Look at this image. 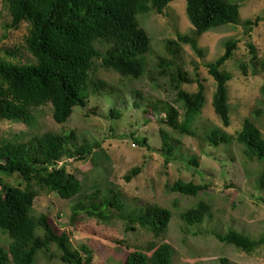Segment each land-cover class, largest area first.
I'll return each mask as SVG.
<instances>
[{
  "label": "rangeland",
  "instance_id": "obj_1",
  "mask_svg": "<svg viewBox=\"0 0 264 264\" xmlns=\"http://www.w3.org/2000/svg\"><path fill=\"white\" fill-rule=\"evenodd\" d=\"M186 8L185 0H176L164 15L152 13L139 17L152 40V52L145 57L146 69L140 79L125 78L105 69L102 61L97 62L95 77L107 82L115 95L91 98L87 108H76L64 125L54 121L50 106L35 113L33 126L0 121V143L24 141L33 134L46 132H75L81 141L101 143L102 148L96 151L95 157L66 163L68 171L75 174L84 187L116 190L132 209L158 205L172 212L168 231L157 238L138 225L136 231L127 230L128 226L121 221L103 224L82 217L73 222L70 201L62 200L57 194L40 192L35 201V213L48 215L67 232L74 248L89 246L95 253L93 264H124L128 254L135 251H143L151 257L147 248L153 243L172 246L173 264H264V246L254 254H247L216 238L230 230L252 240L264 236V189L259 183L264 163L249 158L245 147L237 140L247 120L254 122L264 137V0L241 4L238 27H222L202 36H196ZM257 19L259 24L249 32L243 23ZM9 23L10 16L0 0V61L22 64L33 61L26 51L29 25L12 31L7 29ZM179 36L196 40L202 54L180 41ZM229 41H237L238 47L222 69L231 77L227 85L231 126L226 128L213 106L217 83L208 65L224 55ZM249 44L256 48L258 60L255 63ZM180 72L191 81L180 85L185 92L197 93L199 84L205 87L202 112L190 124L192 136L163 123L164 113L158 115L149 110L154 105L159 109L173 107L180 114V122L184 121L185 109L178 100L177 89ZM113 108L121 111V117L111 116ZM161 130L168 133L176 148L171 163H166L161 153ZM214 130L227 140L219 147L208 141V135ZM134 138H147L149 146H140ZM136 168L141 169L140 174L128 182L126 176ZM4 179L25 187L23 180L17 177ZM178 181L206 188L197 198L183 196L171 191ZM201 202L211 205V215L203 224L191 227L182 214ZM9 244L8 235L0 231V247L7 250ZM51 253V259L43 254L39 256L37 264H64L56 247H51Z\"/></svg>",
  "mask_w": 264,
  "mask_h": 264
},
{
  "label": "trees",
  "instance_id": "obj_2",
  "mask_svg": "<svg viewBox=\"0 0 264 264\" xmlns=\"http://www.w3.org/2000/svg\"><path fill=\"white\" fill-rule=\"evenodd\" d=\"M175 1L2 0L10 16L8 30L18 31L22 25H29L26 51L33 61L24 64L0 61V121L33 126L35 113L50 106L54 121L64 125L76 108H87L91 98L115 95L107 82L95 77L98 61H102L105 69L116 71L125 78L140 79L146 69L145 57L152 52V40L139 17L152 13L164 15ZM185 1L196 36H202L222 27H238L241 4L248 0ZM259 21L248 20L243 25L252 32ZM179 40L201 53L196 40L188 36H179ZM237 47V41L227 42L224 55L208 65L209 73L217 83L213 106L226 128L231 126L227 86L231 77L222 69L232 59ZM249 48L255 63L258 60L256 48L253 44H249ZM262 67L264 69V63ZM185 76L179 73L177 88L178 100L185 109L184 121L180 122V114L173 107L159 109L154 105L149 110L158 115L164 113L163 123L183 135L192 136L190 124L202 112L205 87L199 84L197 93L185 92L180 85L191 83ZM111 116L119 118L121 111L113 108ZM160 133L163 140L161 153L166 163H171L175 158V145L168 133L164 130ZM237 140L245 147L249 158L264 163V137L254 122H245ZM134 141L142 147L149 146L147 138H134ZM208 141L219 147L227 140L214 130L208 135ZM101 148L97 141H81L75 132H46L33 134L24 141L0 143V231L10 240L7 250L0 247V264H37V258L42 254L48 259L53 257V246L64 264L94 263L95 253L89 246L74 248L67 232L48 215L35 213V201L40 192L57 194L62 200L70 201L73 222L82 217L103 224L121 221L130 231H136L138 225L157 238L166 234L173 217L170 210L158 205L129 208L118 191H104L97 186L88 189L68 171L67 161H87ZM190 163L197 165L196 162ZM140 172V168L134 169L126 180L131 182ZM13 177L22 179L25 187L12 185L4 179ZM259 183L264 189V170ZM205 188L178 181L171 191L197 198ZM211 212V205L201 202L182 214V218L187 225L194 227L203 224ZM216 238L247 254H254L264 246V236L252 240L234 230L216 235ZM147 252L152 253L151 257L143 251L128 254L124 264H173L174 249L168 243L150 244Z\"/></svg>",
  "mask_w": 264,
  "mask_h": 264
}]
</instances>
